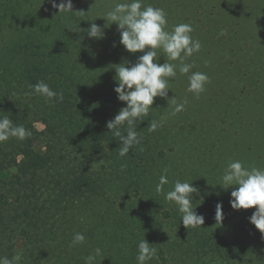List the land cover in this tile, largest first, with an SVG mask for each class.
<instances>
[{
    "label": "trees",
    "instance_id": "obj_1",
    "mask_svg": "<svg viewBox=\"0 0 264 264\" xmlns=\"http://www.w3.org/2000/svg\"><path fill=\"white\" fill-rule=\"evenodd\" d=\"M124 2L130 0H72L76 12L57 13L49 0H0V117L8 115L32 133L22 141L10 138L0 143V257L19 253L20 264H85V258L100 248L94 264H137L138 244L145 238L157 248L147 264H264V237L248 220L255 209L245 223L230 228L227 221L216 224L211 208L195 204L204 224L186 229L178 207L165 199L166 192L183 179L177 170L183 169L192 152L195 157L199 147L192 174L199 192L203 180L210 184L222 178L230 162L264 169V125L246 118L245 106L231 111L234 121L225 117L228 107L245 101L257 118L263 114L264 0H216L211 5L206 14L216 12L217 18L210 50L201 47L185 60L194 64L188 74L177 68L176 77L169 78V100L155 98L148 116L137 122L141 143L121 157L119 140L106 127L125 106L113 90L115 68L125 62L130 66L142 55L128 53L119 44L116 24L105 17L116 3ZM157 5L164 9L158 1L151 6ZM91 23L103 29V39L87 36ZM75 26L82 31H71ZM157 52L158 63H178ZM212 55L217 78L207 85L210 95L205 99L208 108L201 112V129L188 125L186 131L180 114H172L171 98L184 103V110L189 108L182 96L188 76L204 73ZM196 62L203 64L196 67ZM242 66H261L262 80L250 69L253 86L242 92L244 98L241 92L230 98L223 87L229 74L241 77ZM39 81L62 92L63 100L46 102L30 95L29 86ZM213 100L226 123L211 118ZM153 121L159 127L149 131ZM126 131L125 124L121 132ZM235 135L230 152L226 148ZM164 168L169 169V183L158 193ZM76 232L83 233L86 242L69 247Z\"/></svg>",
    "mask_w": 264,
    "mask_h": 264
},
{
    "label": "clouds",
    "instance_id": "obj_2",
    "mask_svg": "<svg viewBox=\"0 0 264 264\" xmlns=\"http://www.w3.org/2000/svg\"><path fill=\"white\" fill-rule=\"evenodd\" d=\"M53 9L57 13L76 12L73 11L72 0H49ZM57 15V14H56ZM111 23H115L120 35L119 44L128 53H142L136 58V62L130 66L126 63L117 65L115 68L117 86L114 92L117 100L123 102L114 118L106 122V127L113 132V136L119 140V156L124 157L129 150L141 143L138 133L137 122L144 121L148 116L155 98L168 99L169 78H175L177 68L181 74H188L194 64L185 63V60L194 53L199 52L201 44L194 40L191 33L193 28L188 23H180L173 26L171 31H167V13L164 9L144 5L143 0H130V2L116 3L112 10L105 14ZM77 26V25H76ZM71 31H82L78 27ZM87 36L94 39H103V29L91 23L86 30ZM222 35L224 33H221ZM160 50L167 56L168 61L158 63L161 56ZM188 92L199 96L205 91V85L209 83V77L203 72H192L188 76ZM32 89L30 95H38L45 98L46 102H57L63 100V93L54 91L44 81H39L35 85L29 86ZM172 103L175 105L173 115L184 110V103H177L174 98ZM169 100V99H168ZM127 125L126 134H122L121 127ZM159 124L155 121L149 124V131H155ZM32 135L23 125H16L8 115L0 117V143L9 141L10 138L24 140ZM169 169L164 168L159 177L156 191L160 193L164 185L169 183ZM223 189L235 186L230 193V207L233 210H247L255 208V211L248 217L249 223L264 237V169L244 167L239 160L228 163L222 176ZM198 194V189L189 182L177 180L172 190L167 191L165 199L174 203L182 214V224L187 228H200L204 224V216L198 214L193 206V195ZM202 203V199H201ZM199 203V204H201ZM222 203L215 206L214 219L216 224H222L224 219ZM86 237L83 233L76 232L69 247L83 245ZM101 255V249L96 248L94 254L85 258V264H94L96 256ZM157 255V248L152 247L145 238L138 244L137 264H147ZM21 255L15 254L11 258L0 257V264H20Z\"/></svg>",
    "mask_w": 264,
    "mask_h": 264
},
{
    "label": "rangeland",
    "instance_id": "obj_3",
    "mask_svg": "<svg viewBox=\"0 0 264 264\" xmlns=\"http://www.w3.org/2000/svg\"><path fill=\"white\" fill-rule=\"evenodd\" d=\"M162 2L164 5V10L167 13V20H168V25L167 28L170 27L172 24H180V23H188L192 26L193 28V32L191 33V35H195L196 39L197 37L200 38V40H198L201 44V47H203L204 49H208V51L210 50V41L211 38H214L213 35V21L216 20L217 16H216V12L215 13H211L209 16H207V12L210 11V7L211 5H213L216 0H143V2L146 3H150V5L154 4L155 2ZM158 8H162V6H158ZM166 7V8H165ZM163 9V8H162ZM214 9V8H213ZM209 18H211V21L209 20ZM220 24V23H219ZM225 32L226 29H223ZM219 33V32H218ZM228 35V32L226 33ZM206 37V39H205ZM205 41V42H204ZM235 46H233L234 50ZM263 52H264V47H263ZM208 62L205 64V68H204V73L208 75L209 77V83L214 81L217 78V75L215 73L214 70V66L215 62H216V58L214 55H212V57L207 60ZM225 63L227 62V60H223ZM244 63V61H236L235 64H242ZM258 63V62H256ZM200 64H203V62L197 63L195 64L196 67H198ZM259 64V63H258ZM259 67H255V68H249V67H245L242 66L241 68V72L240 75L241 77H237L235 74L232 77V74L228 75V83L223 87V91L224 94L230 95V98L233 97L235 99V97H240V92H247L248 89H250V87L253 86L254 84V76H256V78L259 77V73L263 74L262 69ZM253 69L256 71L255 75L252 77H249V70ZM261 79L262 78H258ZM236 80L239 82H236ZM217 81V80H216ZM208 83V84H209ZM205 85V91L203 93H201L198 97L195 96L193 93L188 92L187 90L184 91V93L182 94V96H185L187 98V100L185 102H187L188 107L189 108H185L184 111L179 112V119H180V123L185 127L186 131H189V127L188 125L193 129V127L196 129V131H198L199 129H201V124L199 122L200 117L202 116L201 112H205V110L208 108L207 106V102L205 101V99L207 98V96L210 95V91L209 88H207V85ZM181 91V90H180ZM236 94H240V95H236ZM243 94V93H242ZM251 94H255L254 92H252ZM219 97V95L214 99L216 101V99ZM245 97V94H243V98ZM262 99L260 101V103L262 101H264V98H260ZM213 100V105H211L210 107V114H211V118H213L214 121H216V123H226V120L224 118H222L221 115H223V112H218V108L217 106H215V102ZM233 102V101H232ZM253 103V102H252ZM245 106V108H244ZM238 109L239 111L244 108L245 111L248 110V113L246 112L244 115L246 118L249 119H253L256 121V124L259 125V127H262L264 125V110H263V114L260 115L259 118H257V113L254 112L253 110L250 109V107H247V101L244 102H238L236 106H230L226 109V113H225V117H227V121H234L235 118H232V115L235 116V114H231L232 110L235 111V109ZM200 113V114H199ZM203 117V116H202ZM224 119V120H222ZM187 121V124H186ZM185 124V125H184ZM225 125V124H224ZM37 129H42V125L41 124H37L36 125ZM239 125H236L235 128H238ZM228 128V126H227ZM215 130L214 134L216 133V129L213 128ZM234 130V129H233ZM259 131V130H258ZM233 132V131H232ZM206 137L209 138L208 139H213V136H211V134H206ZM264 137V136H263ZM236 135L233 137H230L229 140L231 141L228 142L227 148L228 150L231 151V146L233 141L236 140ZM208 143H211L210 140H208ZM216 143L218 144L219 141H216ZM259 143V142H258ZM224 145V144H223ZM187 144H182V147H186ZM196 151L195 157H193V152L191 153L190 156H188V160L187 162H183L182 166L183 169L177 170V174H180L182 176L183 179L179 178V181L181 182H189V183H193V177L192 174L195 173V164L193 162V159H197L198 155L200 157L201 154V148L199 147V149H194ZM180 152V150H179ZM178 152V153H179ZM222 156V155H219ZM201 159V158H200ZM200 162H204L202 161V159L200 160ZM203 175H205L204 173H202ZM213 171H210V175L213 176ZM187 176H190L188 179H185ZM220 176V175H219ZM199 179V178H198ZM199 181H202L201 179H199ZM218 182L213 183V182ZM203 191L199 192V188H197V183L196 181L194 182V184H192L193 186H195L198 189V194L194 193L193 195V206L196 204L198 206L203 205L206 206L208 208H211V210H213V214L212 216L214 217L215 215V206L217 203H222L223 208V215H224V219L223 222L226 225V221L229 222L230 224V228L233 227H237L240 222L245 223L246 221V215L250 212V210L255 209V208H250L247 210L241 209V210H233L230 207L229 204V200L231 199L230 197V193L231 191L234 189L235 186H232L228 189H223V184H222V178H220L219 180H213L212 182L207 183L205 180H203ZM197 197H200L199 199H195ZM201 199H202V203H201ZM201 203V204H199ZM250 214V213H249ZM251 215V214H250ZM226 219V220H225ZM251 224V223H250ZM249 226L247 227H250ZM240 226V225H239ZM252 226V224H251ZM237 234V233H236ZM262 235V234H261Z\"/></svg>",
    "mask_w": 264,
    "mask_h": 264
}]
</instances>
